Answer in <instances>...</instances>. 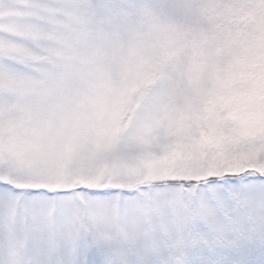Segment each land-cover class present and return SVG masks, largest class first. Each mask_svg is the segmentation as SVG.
<instances>
[{"label": "snow or ice", "instance_id": "obj_1", "mask_svg": "<svg viewBox=\"0 0 264 264\" xmlns=\"http://www.w3.org/2000/svg\"><path fill=\"white\" fill-rule=\"evenodd\" d=\"M0 264H264V0H0Z\"/></svg>", "mask_w": 264, "mask_h": 264}]
</instances>
